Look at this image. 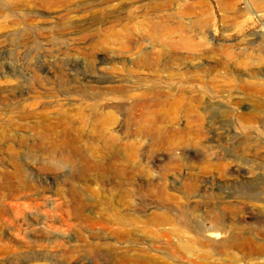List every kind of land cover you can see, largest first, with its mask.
I'll use <instances>...</instances> for the list:
<instances>
[{
	"label": "rangeland",
	"instance_id": "rangeland-1",
	"mask_svg": "<svg viewBox=\"0 0 264 264\" xmlns=\"http://www.w3.org/2000/svg\"><path fill=\"white\" fill-rule=\"evenodd\" d=\"M247 82L264 86V0H0V210L9 209L0 212V264H264L237 250L225 256L217 243H195L192 258L173 261V240L121 224L161 208L167 184L191 224L211 229L214 210L257 229L250 236L264 243V114H241L263 109L264 93ZM190 104L202 117L185 115ZM58 121L94 160L34 146ZM14 188L21 198L7 204ZM232 256L236 263L224 260Z\"/></svg>",
	"mask_w": 264,
	"mask_h": 264
},
{
	"label": "bare ground",
	"instance_id": "bare-ground-1",
	"mask_svg": "<svg viewBox=\"0 0 264 264\" xmlns=\"http://www.w3.org/2000/svg\"><path fill=\"white\" fill-rule=\"evenodd\" d=\"M248 83V82H247ZM213 85V84H212ZM211 85V86H212ZM247 88V90H249V91H251V93H253L254 95H260V94H263L264 93V86H260V85H256V84H253V83H248L247 84V86H246ZM184 88V87H183ZM211 88H213V87H211ZM188 89V88H187ZM224 90V89H223ZM222 90V91H223ZM118 91H122V90H118ZM196 91V90H195ZM199 91V90H198ZM158 93H160V92H158ZM180 94V93H179ZM202 94V93H201ZM183 95V94H182ZM236 97V96H235ZM177 98V97H176ZM183 98V97H182ZM185 98V97H184ZM180 99V98H179ZM193 99V98H192ZM201 99V98H200ZM233 99V98H232ZM181 100H183L184 101V99H180V101ZM188 101V100H187ZM194 101V100H193ZM192 101V102H193ZM195 101H197V99L195 100ZM198 101H199V99H198ZM201 101V100H200ZM254 101V100H253ZM257 102V101H256ZM169 103V102H168ZM185 103H186V100H185ZM255 103V102H254ZM221 104V103H220ZM254 105H256V104H253V106ZM177 106H178V104H177ZM190 106L191 107H193V105H191L190 104ZM190 106H181V110L185 113V115L186 116H188V117H190V116H192L193 114L194 115H196V117L197 116H200L201 115V117H202V115L205 113H201L200 114V111L199 112H197L196 111V109H194V107L193 108H191ZM197 106V105H196ZM176 107V106H175ZM175 109V108H174ZM176 110H179V109H176ZM163 111V110H162ZM174 111V110H173ZM227 111V110H226ZM175 112V111H174ZM177 112V111H176ZM228 112V111H227ZM230 113V112H229ZM164 114V113H163ZM179 114V113H178ZM178 114H176V115H178ZM243 116H247L250 120L251 119H255V118H257V116L258 115H260V114H264V108L262 109V107L261 106H259V105H257L256 107H254L252 110H250V112H247V113H241ZM241 116V115H240ZM263 116V115H262ZM151 117H153V116H151V115H148V114H146V116L143 118V120H141L140 121V125H141V127H140V133H144V134H146V135H148L149 133H152L153 132V126H151L150 127V125L151 124H153V122L151 123V124H149V127H145V125L147 124L146 122H148V121H152V119H151ZM156 117V116H155ZM196 117H195V119H196ZM200 117V118H201ZM246 117V118H247ZM203 119V118H202ZM159 121V120H158ZM202 121V120H201ZM108 122V121H107ZM160 122V121H159ZM105 123H106V121H105ZM104 123V124H105ZM144 123H146V124H144ZM155 123V122H154ZM165 123H166V121H165ZM104 124H103V126H104ZM147 124V125H148ZM214 124V123H213ZM146 125V126H147ZM159 125V124H158ZM200 125H202V124H200ZM103 126H102V128H103ZM194 126V125H193ZM198 126H199V124H198ZM160 127V126H159ZM191 127V126H190ZM164 128V127H163ZM192 128V127H191ZM170 129V128H169ZM174 129V128H173ZM172 129V130H173ZM188 130V129H187ZM187 130H185V131H187ZM46 131L47 132H45L44 134L42 133V135H39V139L38 140H36V142L34 143V146H38V147H47L49 150L51 149V150H54V151H59V149H61V148H65V149H71L72 151H74L75 153H77L78 155H79V157H77L76 159H77V161L79 160V161H88L89 159H87V157L84 155V151H82V149H83V147H82V142H83V139H82V136L79 134V133H77L76 131H75V129H73V127L70 125V123L69 122H63V121H58V122H56V123H53L52 125H48L47 126V129H46ZM161 131V130H160ZM191 131H193V130H191ZM191 131H189V132H191ZM42 132V131H41ZM162 132H164V131H162ZM169 132V131H168ZM168 132H167V134H168ZM173 132V131H172ZM175 132H177V131H175ZM174 132V133H175ZM159 133V132H158ZM171 133V132H170ZM173 133V134H174ZM178 133H180V132H178ZM192 133V132H191ZM201 133V132H200ZM141 134V135H142ZM184 134V133H183ZM194 134V133H193ZM160 135V134H159ZM169 135V134H168ZM185 136L187 135V134H184ZM202 135V134H201ZM109 136H110V134H109ZM131 136V135H130ZM161 136H162V134H161ZM188 136V135H187ZM186 136V137H187ZM113 135L112 136H110L109 138H108V141H113ZM173 138V137H172ZM190 138V137H189ZM193 137H191V139H192ZM107 139V138H106ZM149 139V138H148ZM160 139V138H159ZM165 139V138H164ZM168 139H170V138H168ZM178 140H179V142H178V144L181 142V136H178V138H177ZM183 139H185V138H183ZM194 139V138H193ZM192 139V140H193ZM201 139V138H200ZM203 139V138H202ZM88 140V139H87ZM167 140V139H166ZM105 141V140H104ZM161 141H163V140H161ZM165 141V140H164ZM188 141V140H187ZM201 141V140H200ZM85 142V141H84ZM89 142V141H88ZM169 142V141H168ZM173 142V141H172ZM171 142V143H172ZM194 142H196V141H194ZM92 143V142H91ZM105 143H107V141H105ZM109 143V142H108ZM192 143V142H191ZM110 144V143H109ZM112 144V143H111ZM168 144V143H167ZM177 144V145H178ZM182 144H185L186 145V143H182ZM189 144V143H188ZM85 145V144H84ZM87 145H88V143H87ZM90 145V144H89ZM108 145V144H107ZM162 144H160V146H161ZM172 145V144H171ZM110 146V145H109ZM108 146V147H109ZM187 146V145H186ZM192 146V145H191ZM227 146V145H226ZM149 147V146H148ZM174 147V146H173ZM189 146H187V148H188ZM165 148V147H164ZM168 148V147H167ZM175 148H176V146H175ZM186 148V147H185ZM155 149H158V148H155ZM163 149V148H162ZM169 149V148H168ZM178 149H179V147H178ZM184 149V148H183ZM62 150V149H61ZM154 150V149H153ZM174 150V152H175V149H173ZM176 150H177V148H176ZM187 150V149H186ZM185 149H184V152L186 151ZM201 150V149H200ZM178 151V150H177ZM188 151H189V149H188ZM173 152V153H174ZM183 152V153H184ZM200 152V151H199ZM206 152V151H205ZM161 153H162V151H161ZM169 154L171 153V151H169L168 152ZM177 153V152H176ZM182 153V152H181ZM187 153V152H186ZM131 154V153H130ZM129 154V156H130V158H131V155ZM159 154H160V152H159ZM153 155V154H152ZM173 155V154H172ZM176 155V154H175ZM133 156V155H132ZM183 156H186V155H182L181 154V156H180V154L177 156L176 155V162H181V161H184V157ZM187 156H188V154H187ZM117 157V156H116ZM128 157V156H127ZM127 157H126V160H128V159H130L129 157H128V159H127ZM173 157V156H172ZM171 157V158H172ZM175 157V156H174ZM89 158H91V157H89ZM103 158V157H102ZM121 157H119V159H120ZM169 158V157H168ZM171 158H169L168 160H171ZM208 158V157H207ZM68 159V158H67ZM91 159H93V158H91ZM90 159V160H91ZM119 159H118V161H119ZM152 159V158H151ZM173 159V158H172ZM189 159V158H188ZM90 160L88 161V162H90ZM94 160V159H93ZM115 160H116V158H115ZM117 161V162H118ZM132 161H134V160H132ZM132 161H130V163L132 162ZM175 161V160H174ZM206 161V160H205ZM208 161V160H207ZM120 162V161H119ZM121 162H123V161H121ZM128 162V161H127ZM173 162V161H172ZM175 162V163H176ZM185 162V161H184ZM210 162V161H209ZM84 163V162H83ZM125 163V162H124ZM169 163V162H168ZM117 164V163H116ZM170 164H171V162H170ZM170 164H167L168 166L170 165ZM187 164V163H186ZM192 164V163H191ZM206 164V163H205ZM208 164V163H207ZM216 164V163H215ZM177 165V164H176ZM180 165V164H179ZM211 165V164H210ZM172 166V165H171ZM181 166V165H180ZM182 166H183V164H182ZM206 166V168L208 167V165H205ZM176 167V166H175ZM174 166H173V168H175ZM199 167V166H198ZM167 168V167H166ZM169 168H170V166H169ZM172 168V169H173ZM181 168V167H180ZM222 168V167H221ZM161 169V168H160ZM171 169V170H172ZM179 168L177 167V170H178ZM182 169V168H181ZM200 169V168H199ZM202 169H204V168H202ZM215 169H217V168H215ZM171 170H168V171H171ZM190 170V169H189ZM192 170V169H191ZM207 170V169H206ZM211 170V169H210ZM173 171V170H172ZM202 171V170H201ZM217 171V170H216ZM206 172V171H205ZM212 172V171H211ZM202 173V172H201ZM213 173H215V172H213ZM172 174V173H171ZM199 174V173H198ZM205 175V174H204ZM201 176H203V175H201ZM206 176V175H205ZM199 178V177H198ZM161 180V179H160ZM166 181H167V179H165ZM189 180V179H188ZM198 180V179H197ZM185 181H187V180H185ZM203 181V180H202ZM26 182V181H25ZM190 182H191V179H190ZM27 183V182H26ZM194 183H197V182H194ZM2 184V183H1ZM160 184H162V183H160ZM164 184V183H163ZM171 184V183H170ZM185 184V183H184ZM23 185V184H22ZM24 185H26L25 183H24ZM23 185V186H24ZM29 185V184H28ZM34 185V184H33ZM156 185V184H155ZM167 185V184H166ZM166 185H163L162 186V188H159L160 189V207L161 208H156V212H154V213H150V215L148 214V213H144L143 215H140V216H137V215H132V217L131 218H124L123 220H126V221H123V222H121V224H123V225H131V227L133 226H138L139 224H143L144 225V228H146L145 230L147 231V230H151V229H153L152 230V232L154 233V234H157V235H155L154 237H156V236H163V237H165L166 239H168V240H173L174 242H172V243H170V247H171V249H170V252H169V254H167V256H169L173 261H175V260H177V259H179V258H181L182 256L181 255H183L184 253L186 254V255H188V256H190V254H192V252L195 250V248L193 249V244H195V243H200V245L201 246H203V247H207L208 248V246L209 245H213V244H215V243H217V245L219 244V249L223 252V254L225 253V256L227 255L228 257L230 256V255H233L232 254V251H234V250H237V251H240V252H242V254H244V262H246V263H249L250 262V259H257V258H261V259H263L264 258V243H258L256 240H254L253 238H251V234L254 232V231H256L257 229H251V228H246V227H244V226H242L239 222H237V221H235V220H237V219H235L234 220V218H235V216H232L233 218H229L228 217V219H225L224 217H222L221 215H219L218 214V212L217 213H215V211L213 210V212L211 211L212 209H210V213H209V215H206V216H208V218H206V219H209L210 220V222H211V224H212V228L210 229L209 228V230H207V229H205L204 227H203V225H194L195 223V221L193 222L194 224H191V222L188 220V217H187V215H188V213H189V210H187V209H185L184 207H182V205L181 206H179L180 205V202H179V205H178V199H177V197H175L174 195H175V193H174V195L173 194H170V192L168 193V186H166ZM14 186H15V184H14ZM159 186V185H158ZM172 186V185H171ZM206 186V185H205ZM212 186H213V184H212ZM222 186V185H221ZM220 186V187H221ZM19 187H20V185H19ZM24 187H26V186H24ZM170 187V186H169ZM187 187V193H188V195L189 194H191L193 191L194 192H196V191H198L199 189H198V187H197V189L198 190H195V188H196V186L194 185V184H192V182H191V184H189L188 183V186H185V188ZM208 187V186H207ZM219 187V188H220ZM223 187V186H222ZM172 188H173V186H172ZM183 188V187H182ZM202 188H204V186L202 187ZM210 188V187H209ZM12 189V188H11ZM20 189V188H19ZM174 189V188H173ZM201 189V188H200ZM212 189V188H211ZM243 189V188H242ZM170 190V189H169ZM206 190H208V189H206ZM218 190V189H217ZM11 191V193H8L7 195L5 194V196H6V198H4V199H7L8 198V201H9V199L10 200H19L20 198H21V195H22V191H20V190H15V188H14V190L12 191V190H10ZM28 191V190H27ZM26 191V192H27ZM159 191V190H158ZM178 191H179V189H178ZM211 191V190H210ZM210 191H208V192H210ZM242 190L240 189V192H241ZM26 192H25V194H26ZM124 192V191H123ZM181 192H183V191H181ZM200 192H202L201 190H200ZM246 192L247 191H245V194H246ZM154 193H155V191H154ZM153 193V194H154ZM173 193V192H172ZM186 193V192H185ZM186 193V194H187ZM242 193H243V191H242ZM33 194V193H32ZM206 194V193H205ZM204 194V195H205ZM4 195V194H3ZM145 195V194H144ZM177 195H178V192H177ZM176 195V196H177ZM184 195V194H183ZM191 195H193V193L191 194ZM198 196H199V193L197 194ZM203 195V194H202ZM201 195V196H202ZM217 195V194H216ZM218 195H220V196H222L221 195V193H219ZM227 195V194H226ZM247 196H244V200H247L248 202H249V206H250V204H252L253 202H255V201H257L258 199H259V195L258 194H255V193H252V192H250L249 191V193L247 192V194H246ZM26 197H27V195H25ZM24 196V197H25ZM155 196V195H154ZM182 196V195H181ZM207 196V195H206ZM214 196H215V194H214ZM234 196V195H233ZM179 197V196H178ZM191 197V196H190ZM219 197V196H218ZM226 197V196H225ZM3 198V197H2ZM30 198V197H29ZM29 198H27V199H29ZM143 198V197H142ZM180 198V197H179ZM184 198V197H183ZM183 198H182V200H183ZM196 198V197H195ZM204 198V197H203ZM31 199V198H30ZM33 199V198H32ZM148 199V198H147ZM194 199V198H193ZM199 200H200V198H198ZM205 199V198H204ZM222 199V198H221ZM237 199V198H236ZM240 199V198H239ZM24 200V199H23ZM26 200V199H25ZM123 200V199H122ZM137 200V199H136ZM187 200V199H186ZM199 200H197V201H199ZM214 201H217V200H219V199H217V200H215V199H213ZM229 199H227V201H228ZM235 200V199H234ZM0 201H1V199H0ZM3 201V200H2ZM29 201V200H28ZM27 201V202H28ZM120 201V200H119ZM191 201V200H190ZM195 200H193V204L194 203H196V202H194ZM205 201V200H204ZM203 200L201 201V202H204ZM209 201V200H208ZM226 201V202H227ZM231 201H232V199H231ZM230 201V202H231ZM237 201V200H236ZM241 201V200H240ZM192 202V201H191ZM206 202V201H205ZM224 202V201H223ZM243 202V201H242ZM246 202V201H245ZM4 203H5V200H4ZM10 204L11 202L9 201V202H7V204ZM14 203V202H13ZM29 203V202H28ZM27 203V204H28ZM127 203V202H126ZM166 203H171V204H173L174 205V207H175V210H173V209H169V208H166L165 207V205H166ZM183 203V202H182ZM181 203V204H182ZM211 203V202H210ZM213 203V202H212ZM225 203V202H224ZM228 203V202H227ZM238 203V202H237ZM244 203V202H243ZM256 203V202H255ZM1 204V203H0ZM12 204V203H11ZM16 204V203H15ZM30 204V203H29ZM128 204H129V202H128ZM159 204V203H158ZM198 203H196V205H197ZM201 204V203H200ZM203 204V203H202ZM217 204H218V201H217ZM234 204V203H233ZM246 204V203H245ZM2 205V204H1ZM14 205V204H13ZM127 205V204H126ZM188 205H190V204H188ZM192 205V204H191ZM210 205V204H209ZM215 204H213L212 205V207L214 206ZM219 205V204H218ZM4 206V205H3ZM9 206H11V205H9ZM14 206H18V205H14ZM26 206V205H25ZM24 206V209H26L27 207H25ZM27 206H29V205H27ZM32 206H33V204H32ZM35 206H37V205H35ZM128 206V205H127ZM135 206H136V204H135ZM186 206V205H185ZM198 206V205H197ZM205 206V205H204ZM207 206V205H206ZM224 206V205H223ZM228 206H230V205H228ZM228 206H226V207H228ZM246 206V205H245ZM6 207V206H5ZM16 207H14V208H16ZM126 207V206H125ZM124 207V208H125ZM201 207H203V206H201ZM208 207V206H207ZM234 207V206H233ZM233 207H232V209H233ZM1 208H3V210H4V212H6V214H7V210H9L8 209V206H7V210H6V208L4 209V207H1ZM10 208V207H9ZM33 208V207H32ZM187 208V207H186ZM11 209V211H12V207L10 208ZM155 209V208H154ZM189 209V208H188ZM216 209V208H215ZM222 209V208H221ZM223 209L225 210V208L223 207ZM222 209V210H223ZM228 209H231V208H228ZM231 209V210H232ZM237 209V208H236ZM253 209V208H252ZM2 210V209H1ZM0 210V212H1V214H2V212H3V210L1 211ZM26 210H30L29 208L28 209H26ZM117 210V209H116ZM146 210V209H145ZM207 210H208V208H207ZM258 210V209H257ZM14 211V210H13ZM25 211V210H24ZM32 211V210H31ZM152 211V210H151ZM199 211H200V209H199ZM217 211V210H216ZM227 211V210H226ZM242 211V210H241ZM244 211V210H243ZM191 214L193 215L194 213H196L197 211H196V209L195 208H191ZM13 213V212H12ZM11 213V214H12ZM25 213H27V212H24V214ZM117 213V212H116ZM140 213V212H139ZM138 213V214H139ZM237 213H238V211H237ZM6 214H4L3 213V215H6ZM75 214V213H74ZM118 214V213H117ZM141 214H142V211H141ZM208 214V213H207ZM240 214H241V212H240ZM13 215V214H12ZM72 215V214H71ZM197 215V214H196ZM195 215V216H196ZM200 215V214H199ZM242 215V214H241ZM261 215V214H260ZM0 216H2V215H0ZM8 216V215H7ZM15 216V215H14ZM121 216V215H120ZM194 216V217H195ZM201 216V215H200ZM231 216V215H230ZM238 216V215H237ZM3 217V216H2ZM6 217V216H5ZM25 217V216H24ZM125 217V216H124ZM189 217H193V216H189ZM16 218V217H15ZM27 218V217H26ZM74 218V217H73ZM8 219H9V217H8ZM12 219V218H11ZM192 219H194V218H192ZM205 219V220H206ZM241 219V218H240ZM243 219V218H242ZM247 219V218H246ZM15 220V219H14ZM13 220V221H14ZM120 220H122V218L120 219ZM119 220V221H120ZM245 220V219H244ZM4 221V220H3ZM89 221V220H88ZM253 221V220H252ZM2 222V221H1ZM5 222V221H4ZM92 222V221H91ZM116 222H118V221H116ZM201 223V222H200ZM204 223V222H203ZM242 223V222H241ZM1 224H3V222L1 223ZM5 224V223H4ZM243 224V223H242ZM3 226V225H2ZM2 226H0V227H2ZM8 226V225H7ZM206 226V225H205ZM258 226V225H257ZM129 227V226H128ZM143 227V226H142ZM249 227V226H248ZM254 227V226H253ZM259 227H261V226H259ZM256 228H258V227H256ZM56 229V228H55ZM119 229V228H118ZM132 229V228H131ZM262 231V230H261ZM0 232H3V231H0ZM151 232V233H152ZM189 232H191V233H193V236H191V234L189 235ZM260 232V231H259ZM259 232H256V233H259ZM11 233V232H10ZM122 233V232H121ZM120 233V234H121ZM2 234V233H1ZM5 234V233H4ZM118 234V233H117ZM260 234V233H259ZM264 234V233H263ZM153 235V234H152ZM256 235V234H255ZM212 236V237H211ZM246 236H250V237H246ZM261 236H263V235H261ZM121 237H123V235L121 236ZM158 237V238H159ZM257 238V237H256ZM260 238V237H259ZM257 240H260V239H258L257 238ZM169 243V242H168ZM196 246V245H195ZM194 246V247H195ZM2 247V246H1ZM199 247V246H198ZM197 249V248H196ZM10 250H14V249H10ZM6 251V250H5ZM167 251V250H166ZM206 251V250H205ZM7 252L9 253V251L7 250ZM15 252L17 253V251L15 250ZM195 252V251H194ZM201 252V251H200ZM134 253H135V251H134ZM138 253H140V252H138ZM137 253V254H138ZM180 253H183V254H180ZM15 254V253H14ZM203 254V253H202ZM207 255V254H206ZM16 256V255H15ZM132 256H134L135 257V255H132ZM138 256H139V254H138ZM140 256H142L141 255V253H140ZM208 256V255H207ZM223 256V255H222ZM133 257V258H134ZM137 257V256H136ZM143 257H144V255H143ZM149 257V256H148ZM168 257V258H169ZM191 257V256H190ZM193 257V256H192ZM191 257V258H192ZM195 257V256H194ZM206 257V256H205ZM204 257V258H205ZM227 257V258H228ZM139 258V257H138ZM146 258V257H145ZM152 258V257H151ZM198 258V257H197ZM200 258V257H199ZM202 258V257H201ZM224 258V257H223ZM227 258H224V260L226 259L227 260V262L228 261H230V262H232V263H236L238 260H237V257H235V256H232V257H230L229 259H227ZM242 258H243V256H242ZM135 259V258H134ZM182 259V258H181ZM185 259V258H184ZM138 260V259H137ZM140 260V259H139ZM146 260V259H145ZM150 260V259H149ZM153 260V259H152ZM159 260V259H158ZM161 260V259H160ZM196 260L197 259H195L194 261L196 262ZM199 260V259H198ZM223 260V261H224ZM225 260V261H226ZM264 260V259H263ZM142 261V260H141ZM140 261V262H141ZM144 261V260H143ZM154 261V260H153ZM184 262H187V260L185 261V260H183ZM192 261H193V259H192ZM251 261H253V260H251ZM182 262V261H181ZM181 262H179V263H181ZM189 262V261H188ZM198 262V261H197ZM203 262V261H202ZM262 262V261H261ZM136 263V262H135ZM134 263V264H135ZM144 263H145V261H144ZM150 263V262H149ZM155 263V262H154ZM159 263H161V262H159ZM178 263V262H177ZM178 263V264H179ZM190 263V262H189ZM205 262H203V264H204ZM208 263V262H207ZM29 264V263H28ZM151 264V263H150ZM164 264V263H163ZM225 264H227V263H225Z\"/></svg>",
	"mask_w": 264,
	"mask_h": 264
}]
</instances>
